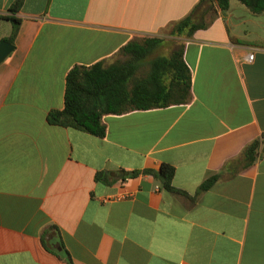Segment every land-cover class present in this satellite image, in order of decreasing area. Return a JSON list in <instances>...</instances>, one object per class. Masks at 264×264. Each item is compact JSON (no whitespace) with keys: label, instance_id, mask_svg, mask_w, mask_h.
Here are the masks:
<instances>
[{"label":"crops","instance_id":"crops-1","mask_svg":"<svg viewBox=\"0 0 264 264\" xmlns=\"http://www.w3.org/2000/svg\"><path fill=\"white\" fill-rule=\"evenodd\" d=\"M197 1L0 0V40L18 18L0 61V264H264V153L241 152L264 132V44L218 8L169 35ZM144 36L181 53L166 105L104 114L100 137L47 122L71 66Z\"/></svg>","mask_w":264,"mask_h":264},{"label":"trees","instance_id":"trees-1","mask_svg":"<svg viewBox=\"0 0 264 264\" xmlns=\"http://www.w3.org/2000/svg\"><path fill=\"white\" fill-rule=\"evenodd\" d=\"M20 1L14 0L9 10L15 12ZM228 1L198 0L187 14L168 25L169 35L190 36L195 29L209 24L216 8L226 10ZM237 1L253 14L264 11V0ZM7 19L11 23V29L3 39L12 43L18 18L10 16ZM162 41L156 36L132 39L117 50V58L109 63L97 61L88 66H71L64 76L62 108L49 110L47 122L100 137L104 132L101 123V116L104 114H120L131 109L166 105L167 88L178 78L181 53L179 49H175L165 56L155 54ZM166 79L168 80L165 81ZM184 85L188 87L187 76ZM257 151L264 153V132L250 141L241 152L246 155L247 162H251ZM151 173L159 178L163 188L177 192L170 185L171 166L162 163L157 172ZM103 175L104 172H99L95 177ZM215 179V174L209 175L199 184L197 191L207 189ZM62 258L66 264H73L65 250Z\"/></svg>","mask_w":264,"mask_h":264},{"label":"rangeland","instance_id":"rangeland-1","mask_svg":"<svg viewBox=\"0 0 264 264\" xmlns=\"http://www.w3.org/2000/svg\"><path fill=\"white\" fill-rule=\"evenodd\" d=\"M230 6L224 11L225 23L231 33L254 39L264 44V11L253 14L237 0H230Z\"/></svg>","mask_w":264,"mask_h":264},{"label":"water","instance_id":"water-1","mask_svg":"<svg viewBox=\"0 0 264 264\" xmlns=\"http://www.w3.org/2000/svg\"><path fill=\"white\" fill-rule=\"evenodd\" d=\"M13 45L5 39L0 40V61L12 50Z\"/></svg>","mask_w":264,"mask_h":264}]
</instances>
